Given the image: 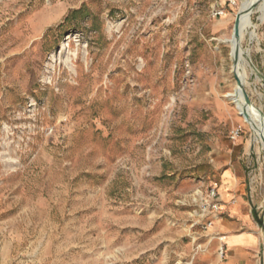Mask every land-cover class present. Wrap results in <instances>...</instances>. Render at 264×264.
Returning a JSON list of instances; mask_svg holds the SVG:
<instances>
[{
  "label": "rangeland",
  "instance_id": "rangeland-1",
  "mask_svg": "<svg viewBox=\"0 0 264 264\" xmlns=\"http://www.w3.org/2000/svg\"><path fill=\"white\" fill-rule=\"evenodd\" d=\"M242 1L0 0V264L223 262L183 201L219 189L209 150L242 139L263 215L264 148L228 95ZM250 18L245 88L264 118Z\"/></svg>",
  "mask_w": 264,
  "mask_h": 264
},
{
  "label": "crops",
  "instance_id": "crops-1",
  "mask_svg": "<svg viewBox=\"0 0 264 264\" xmlns=\"http://www.w3.org/2000/svg\"><path fill=\"white\" fill-rule=\"evenodd\" d=\"M241 149L249 152L250 144L242 139L221 144L217 142L209 150L210 159L220 169L222 202L220 216L213 226L221 234L226 249L220 264H264V209H261V216L249 198L247 173L239 154ZM200 188L207 189L198 186L183 201L191 218V199Z\"/></svg>",
  "mask_w": 264,
  "mask_h": 264
},
{
  "label": "bare ground",
  "instance_id": "bare-ground-1",
  "mask_svg": "<svg viewBox=\"0 0 264 264\" xmlns=\"http://www.w3.org/2000/svg\"><path fill=\"white\" fill-rule=\"evenodd\" d=\"M259 11L261 13V18H264V0H243L240 4L239 11H242L241 16V23H240V29H241V35L240 38L234 37L232 35L231 38L228 39V42L231 45V57L233 60V66L235 71V76L238 75L241 80L243 81L244 85L246 83V66L247 61L245 58V50L241 46V41L243 36L245 35V32L248 31L252 26V21L250 18V11L251 10ZM251 33V38H254L255 34L253 32ZM239 49V58L237 61L235 60V52ZM249 54V51H247ZM254 73V72H253ZM251 74V73H250ZM237 81V79H236ZM232 101L236 104V107L239 111V113L243 116L244 120L248 122L255 131V139L262 144L264 148V118L260 117L255 111L257 108L253 104H246L245 98L243 95V92L241 88L239 87L237 83V87L235 88L234 92H231L228 94Z\"/></svg>",
  "mask_w": 264,
  "mask_h": 264
},
{
  "label": "built area",
  "instance_id": "built-area-1",
  "mask_svg": "<svg viewBox=\"0 0 264 264\" xmlns=\"http://www.w3.org/2000/svg\"><path fill=\"white\" fill-rule=\"evenodd\" d=\"M240 126L234 127L231 130V138L235 140L241 134ZM221 194L217 184L209 186L207 189H198L191 199V213L197 223H202L205 226H213L220 216L221 210ZM220 255L225 256V245L219 247Z\"/></svg>",
  "mask_w": 264,
  "mask_h": 264
},
{
  "label": "water",
  "instance_id": "water-1",
  "mask_svg": "<svg viewBox=\"0 0 264 264\" xmlns=\"http://www.w3.org/2000/svg\"><path fill=\"white\" fill-rule=\"evenodd\" d=\"M241 16H242V11H238L236 14L234 29H233V35L236 38H240V35H241V29H240ZM238 58H239V49H237V51L235 52V60L237 61ZM235 77L237 79V83H238L239 87L241 88V90L243 92L246 104H251L252 100L250 98V95H249L247 89L245 88L243 81L241 80V78L238 75H236Z\"/></svg>",
  "mask_w": 264,
  "mask_h": 264
}]
</instances>
